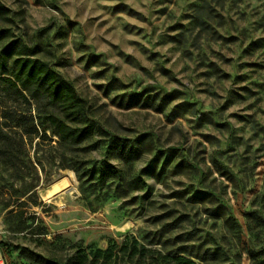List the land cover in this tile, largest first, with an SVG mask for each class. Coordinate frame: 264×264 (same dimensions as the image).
I'll return each mask as SVG.
<instances>
[{
    "label": "rangeland",
    "instance_id": "rangeland-1",
    "mask_svg": "<svg viewBox=\"0 0 264 264\" xmlns=\"http://www.w3.org/2000/svg\"><path fill=\"white\" fill-rule=\"evenodd\" d=\"M0 4V28L72 83L87 108L80 123L94 122L71 150L49 131L0 148L7 264H71L80 248L124 240L145 258L264 264V0ZM1 100L33 116L48 108ZM122 142L137 151L129 163ZM106 165L119 178L90 176Z\"/></svg>",
    "mask_w": 264,
    "mask_h": 264
},
{
    "label": "trees",
    "instance_id": "trees-1",
    "mask_svg": "<svg viewBox=\"0 0 264 264\" xmlns=\"http://www.w3.org/2000/svg\"><path fill=\"white\" fill-rule=\"evenodd\" d=\"M6 13L7 10L0 4V18L5 19ZM36 49L18 39H11L9 30L0 28V81L4 91L0 96L3 99L1 102L11 98L16 103L30 105V100H33L38 105L44 100L48 105L47 109L38 111L37 116H33L29 110L18 109L15 104L8 109L4 105L0 110V148H6L10 152L16 145L25 142L24 136L29 142L36 135L44 140L47 137L46 132L49 131L56 136L57 146L71 150L91 135L94 122L80 123L87 114L85 103L78 97L72 83L63 78L47 61L33 57ZM119 153L129 163L131 156L137 151L128 146L127 142H122ZM61 166L66 167L67 164L62 163ZM89 172L97 180L119 178V169L110 165L94 168ZM78 176L81 179L82 176ZM9 205L6 203V207ZM9 213L19 218L23 216V212L19 211L10 210ZM247 215H252L253 219L261 222L255 214ZM24 222L23 219L22 226L16 227L17 231L27 227ZM3 245L0 242L4 257ZM143 250L136 240L130 245L124 240L119 246L113 243L104 249L86 251L80 248L70 257V261L71 264H197L191 258L178 253L158 252L156 257L145 258ZM221 255L222 251L217 248L214 253H208L206 258L216 260Z\"/></svg>",
    "mask_w": 264,
    "mask_h": 264
},
{
    "label": "bare ground",
    "instance_id": "bare-ground-1",
    "mask_svg": "<svg viewBox=\"0 0 264 264\" xmlns=\"http://www.w3.org/2000/svg\"><path fill=\"white\" fill-rule=\"evenodd\" d=\"M68 174H69V178L70 179H68L65 184H69L70 185V180L75 182V178H74V175H73V173L71 171H69Z\"/></svg>",
    "mask_w": 264,
    "mask_h": 264
},
{
    "label": "built area",
    "instance_id": "built-area-1",
    "mask_svg": "<svg viewBox=\"0 0 264 264\" xmlns=\"http://www.w3.org/2000/svg\"><path fill=\"white\" fill-rule=\"evenodd\" d=\"M0 264H7L4 260V257L2 256L1 250H0Z\"/></svg>",
    "mask_w": 264,
    "mask_h": 264
}]
</instances>
